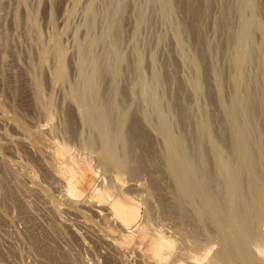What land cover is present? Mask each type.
Masks as SVG:
<instances>
[{
  "label": "rangeland",
  "instance_id": "rangeland-1",
  "mask_svg": "<svg viewBox=\"0 0 264 264\" xmlns=\"http://www.w3.org/2000/svg\"><path fill=\"white\" fill-rule=\"evenodd\" d=\"M263 44L264 0H0V264H264Z\"/></svg>",
  "mask_w": 264,
  "mask_h": 264
},
{
  "label": "bare ground",
  "instance_id": "bare-ground-1",
  "mask_svg": "<svg viewBox=\"0 0 264 264\" xmlns=\"http://www.w3.org/2000/svg\"><path fill=\"white\" fill-rule=\"evenodd\" d=\"M246 24V23H245ZM250 27H252V26H250ZM255 29V28H254ZM249 31H250V29H249ZM248 31V32H249ZM246 35H247V32H246ZM253 38V37H252ZM253 43V42H252ZM251 45V44H250ZM264 45V44H263ZM238 51H240L239 50V47H238ZM85 58V57H84ZM91 78V77H90ZM92 79H93V76H92ZM95 79V78H94ZM89 83V82H88ZM238 83V82H237ZM90 87V86H89ZM91 90V89H90ZM157 97V96H156ZM153 99V98H152ZM156 100V99H155ZM240 100V99H239ZM237 104V103H236ZM241 105H242V103H241ZM156 107V106H155ZM248 107V106H247ZM235 108V107H234ZM244 108V107H243ZM242 108H240V110H241ZM238 109H236V111H237ZM247 115V114H246ZM100 116V115H99ZM169 117V116H168ZM239 117V116H238ZM169 119V118H168ZM102 120H104V119H102ZM101 120V121H102ZM110 122V121H109ZM167 122V121H166ZM236 122V121H235ZM168 123V122H167ZM92 124V123H91ZM106 124V123H105ZM101 126L103 125V123L102 124H100ZM99 125V126H100ZM163 125H164V123H163ZM170 125V124H169ZM169 125H167V124H165V126H164V131L165 132H168V126ZM100 126V127H101ZM93 127V126H92ZM103 128L105 129V127L103 126ZM107 128V127H106ZM169 128H170V126H169ZM241 128V127H240ZM162 130H163V128H162ZM171 130V129H170ZM239 130V129H238ZM101 131H102V129H101ZM104 131H107V130H103L102 132H104ZM160 131V130H159ZM173 132V131H172ZM172 132H170L169 131V134H171ZM243 132V131H242ZM106 133V132H105ZM173 134V133H172ZM242 134V133H241ZM105 136V135H104ZM239 136H241L240 134H239ZM239 136H238V138H239ZM243 136H246V135H243ZM241 137V140H243V138L244 137ZM175 137V136H174ZM177 138V137H176ZM236 138V137H235ZM180 140V139H179ZM239 141H240V138H239ZM171 143V142H170ZM238 143V142H237ZM241 143H242V141H241ZM240 143V144H241ZM176 147H177V145L176 144H174ZM239 145V144H238ZM170 146V145H169ZM172 146V145H171ZM181 147V146H180ZM239 147V146H238ZM182 148V147H181ZM237 148V147H236ZM109 149V148H108ZM111 149V148H110ZM239 149V148H238ZM177 151V150H176ZM178 151H179V149H178ZM171 152V151H170ZM181 152V151H180ZM179 152V153H180ZM109 153H110V151H109ZM241 153V152H240ZM182 154V153H181ZM110 155V154H109ZM112 155H114V153L112 154ZM112 155H110V156H112ZM172 156V155H171ZM181 156V155H180ZM187 156V155H186ZM249 156V155H248ZM247 156V157H248ZM113 157H116V155L115 156H113ZM243 159V162H241V165H242V163H243V165H244V162L246 161V156L244 157V156H241ZM240 157V158H241ZM174 158V157H173ZM239 158V157H238ZM252 158V157H251ZM180 159H181V157H180ZM179 159V160H180ZM185 159V158H184ZM114 160V159H113ZM181 160H183V159H181ZM240 161H241V159H239ZM249 160V163H250V159H248ZM247 160V161H248ZM246 161V163H248ZM119 162H122V161H119ZM185 162H186V159L185 160H183V161H181V162H179L177 165H176V167H178V169L176 170V171H178V173H179V178H180V183H182L183 184V186H184V188H185V190L186 191H189L191 194L190 195H193V196H195V195H200L201 193H203L202 192V190H201V186H200V183H198L199 181H198V178L199 177H201V176H199L198 174H196V173H194V171H193V169H190V167H185V166H188V165H185ZM187 163V162H186ZM238 163H239V161H238ZM245 163V164H246ZM248 163V164H249ZM253 163V162H252ZM120 165V164H119ZM238 166V165H237ZM175 167V168H176ZM224 167H226V166H224ZM259 168V167H258ZM262 168V167H261ZM260 168V169H261ZM109 169V168H108ZM221 169H222V167H221ZM248 169V168H247ZM229 171V170H228ZM227 172V171H226ZM247 172V171H246ZM245 173V172H244ZM251 174V173H250ZM263 174V173H262ZM249 177V176H248ZM252 178V177H251ZM234 180V179H233ZM236 180H239V179H236ZM235 180V181H236ZM231 182V181H230ZM230 182H229V185H230ZM237 182V181H236ZM232 183H233V181H232ZM255 184V183H254ZM257 184V183H256ZM207 186V185H206ZM231 186V185H230ZM236 186H237V184H236ZM205 187V186H204ZM233 187H235V186H233ZM231 188V187H230ZM255 188V187H254ZM203 189V188H202ZM230 191V190H229ZM260 191V190H259ZM263 191V190H262ZM262 194V193H261ZM230 195V194H229ZM193 196H192V198H193ZM260 196V195H259ZM258 196V197H259ZM217 197V196H216ZM252 197V196H251ZM188 198V197H187ZM223 200V199H222ZM217 201V200H216ZM251 201V200H250ZM249 201V203H251ZM204 202V201H203ZM224 202V201H223ZM226 203V202H225ZM253 203V202H252ZM219 204V203H218ZM199 205V204H198ZM216 205V204H215ZM251 205H253L254 207L253 208H255V202H254V204H251ZM256 205H258V204H256ZM131 207H132V209H133V206H134V203L132 202V204L130 205ZM207 207H208V205H207ZM246 207V206H245ZM249 207H251V206H249ZM261 207V206H260ZM214 208V207H213ZM212 208V209H213ZM223 208V207H222ZM248 208V207H247ZM262 208H263V204H262ZM205 209H207V208H205ZM241 209V208H240ZM239 209V210H240ZM259 209H261V208H259ZM264 209V208H263ZM262 209V210H263ZM210 210V209H209ZM214 211H215V209H213ZM224 210V209H223ZM247 210V209H246ZM249 210H250V208H249ZM251 210H252V207H251ZM255 210H257V209H255ZM113 211L114 212H120V209H119V207H117L116 205L114 206V208H113ZM202 211V210H201ZM235 211V210H234ZM234 211H232L233 213H234ZM243 211V210H242ZM211 212V211H210ZM218 212V211H217ZM248 212V211H247ZM256 212H258V213H260L259 215H261V213L262 212H260V211H256ZM216 213V212H215ZM246 213V212H245ZM251 214H252V211L250 212ZM237 214V213H236ZM214 215V214H213ZM218 215H219V213H218ZM222 215H224V214H222ZM222 215H221V217L220 216H216V221H218V223H219V225L223 228V229H225L227 226L229 227H231V226H233V225H231L232 224V222L233 223H238V221L237 222H234L232 219H231V216L230 217H228V215H225L224 217H222ZM233 215V214H232ZM245 215H248V214H245ZM244 214H243V216H245ZM264 215V214H263ZM234 216V215H233ZM232 216V217H233ZM239 216H240V213H239ZM248 216H251V215H248ZM253 216V215H252ZM258 216V215H257ZM262 216V215H261ZM260 216V217H261ZM237 217V216H236ZM254 218H252V219H255V214H254V216H253ZM259 217V216H258ZM258 217L256 218L257 220H260V219H258ZM264 217V216H263ZM233 218H235V216L233 217ZM245 218H247V216L245 217ZM236 220H239V218H235ZM250 219V218H249ZM235 220V221H236ZM242 220V219H241ZM256 220V221H257ZM261 220H263L262 218H261ZM215 221V222H216ZM246 221V220H245ZM242 221V223L240 222V224H243V222H244V227H245V225H247V223L249 222V220H248V222L246 221ZM255 221V220H254ZM251 222H253V220L251 221L250 220V223ZM217 223V222H216ZM246 223V224H245ZM234 224V225H235ZM237 225V224H236ZM235 225V226H236ZM252 225V224H251ZM234 226V227H235ZM239 226V225H238ZM242 226V227H243ZM227 227V228H228ZM237 227V226H236ZM250 227V226H249ZM233 228V227H232ZM238 228H240V227H238ZM247 228H248V226H247ZM246 229V228H245ZM238 230V229H237ZM236 230V231H237ZM241 230V231H240ZM240 230L239 231H237L238 233L236 234L235 233V236H234V238H231V237H229V235H227V236H225V238L226 239H224V241L226 242V244H224V245H230V243L231 242H234L235 244H236V247L238 246V248L241 250V253H242V257H243V260L245 261H243L245 264H258L257 262H256V260H255V258H254V255H252L251 254V252H247L246 251V249H245V237L246 236H244V231L240 228ZM248 230H249V228H248ZM223 231V230H222ZM235 231V232H236ZM231 236V235H230ZM233 236V235H232ZM248 237H250V236H248ZM248 240V239H247ZM249 242V241H248ZM247 242V243H248ZM195 245H196V243H195ZM248 244H246V246H247ZM255 245V244H254ZM225 247H229V250H230V247L232 248L233 247V243H232V246L230 245V246H225ZM255 247H257V248H255L256 249V253L258 254H263V251H264V248H261L260 246H256L255 245ZM161 248H162V245L161 244H156L155 245V254H159L160 253V251H161ZM235 248V247H234ZM224 249V248H223ZM233 249V248H232ZM190 250V249H189ZM228 250V249H227ZM235 250H236V248H235ZM238 251V250H237ZM189 252V251H188ZM198 252H199V250H198ZM240 252V251H239ZM253 252V251H252ZM223 254V258H225V259H227L228 258V256H229V254L230 253H228V255L227 254H225V252L223 251L222 252ZM233 253V252H232ZM255 255H256V253L255 252H253ZM221 254V253H220ZM201 255V254H200ZM231 255V254H230ZM196 256V255H195ZM219 256H221V255H219ZM227 258H226V257ZM232 257H234V256H232ZM239 257H240V255H239ZM256 257V256H255ZM238 259V258H237ZM198 261H199V259H197ZM220 260H222V258H220ZM228 260H231L230 258H228ZM219 261V260H218ZM259 262V261H258ZM179 264H181V263H179ZM260 264V263H259Z\"/></svg>",
  "mask_w": 264,
  "mask_h": 264
}]
</instances>
